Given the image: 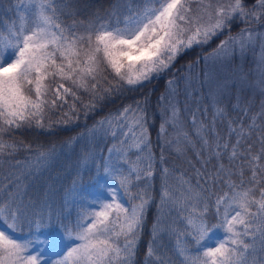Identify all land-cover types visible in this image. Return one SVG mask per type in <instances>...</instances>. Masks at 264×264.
<instances>
[{"label":"snow or ice","instance_id":"1","mask_svg":"<svg viewBox=\"0 0 264 264\" xmlns=\"http://www.w3.org/2000/svg\"><path fill=\"white\" fill-rule=\"evenodd\" d=\"M14 7L18 23L10 21L6 34L0 31V264H136L155 200L157 163V219L143 264H264V101L249 114L241 95L255 86L264 94V82L251 85L241 67L231 66L237 53L242 57L257 42L264 52V0H142L114 25L110 18L119 3L103 13L92 10L87 20L77 19L81 9L67 0H14ZM194 48L204 54L177 66ZM162 76L169 79L156 105L158 161L149 133L150 97L144 96L88 129L89 142L102 133L113 143L102 163L87 150L80 157L78 166L91 160L104 183L102 194L81 206L74 221L55 206L50 191L28 194L56 148H37L34 156L14 160L21 151L33 152L30 143L15 139L17 132L54 131V125L79 120L81 111L87 117L101 101L124 97ZM181 86L191 133L181 118ZM234 86L238 119L229 118L224 104ZM205 87L210 123L200 118L207 108L201 113L187 107L194 96L203 98ZM217 121L227 122V137L217 131ZM165 146L178 157L191 148L201 167L193 166L191 176L177 175L175 166H167ZM213 159L217 165L210 170ZM165 213H175L167 225ZM217 231L222 235L214 236ZM164 234L175 238L172 249L163 243Z\"/></svg>","mask_w":264,"mask_h":264},{"label":"rangeland","instance_id":"2","mask_svg":"<svg viewBox=\"0 0 264 264\" xmlns=\"http://www.w3.org/2000/svg\"><path fill=\"white\" fill-rule=\"evenodd\" d=\"M67 2L74 4L76 7L81 9L80 14L78 15L77 19L79 20H87L88 13H90L92 10L99 8L101 12L105 9H107L110 5L114 3H119L120 7L117 10L116 15L111 16L110 21L114 25L117 23L118 20H122L123 16L130 10L135 9L138 7L142 0H114L112 3L107 6L106 8L98 7V4H93L94 0H67ZM87 6V7H85ZM65 22L71 23V19L67 16L64 17ZM16 20L18 23V17L16 13V9L14 7V0H0V31H4L6 34V25L10 22ZM233 31H238V28L234 27ZM219 42V40H215L213 47L216 46V44ZM262 56H264V52L261 50L260 43L257 42L254 47H250L246 53L241 57L238 53L234 57L232 62V67H241L243 72L247 76V81L251 85H259L261 82H264V62H262ZM203 65H201L202 67ZM207 92L208 89L205 87L203 89V98L199 99L197 101L196 97L192 100L187 101V107L189 111H194L197 107L201 109V113L203 112L204 108L208 109L207 116L201 115L200 118L204 119L206 122H211L212 119V106L211 101L207 98ZM165 93V91H164ZM163 93V94H164ZM242 95V103L247 102L249 103V106L251 108V113L258 112L260 109L261 102L264 101V94H262L261 89L259 86L255 87H245ZM235 86L233 87V91L231 95L224 97V104L227 107L228 116L230 119H238L242 118V115L240 112H238L236 109L233 108V104L235 103ZM179 100V107L181 108V118L184 121V125L187 131L190 133L192 132L191 129V116L188 112L184 111L185 108V95L183 92V86H181V92L180 95L177 97ZM159 125L161 123V116L159 113ZM247 123V120L245 119V124ZM158 125V129H159ZM217 131L222 135L227 137V122H220L217 121L216 124ZM171 132V129H169ZM158 132V130H157ZM157 136V135H156ZM234 139V138H233ZM113 141L111 137H104V135L98 134L95 139L91 140L89 142V137L86 139L85 145H84V151L87 150L91 152L95 158L96 163H102V159L108 156V148L111 147ZM158 147L157 148V156H160L161 146L160 142L157 139V142H155ZM90 149V150H88ZM165 157H166V163L167 166L176 167V174L179 175L181 172H184L186 175L191 176L193 172V166L196 168L201 167L200 162L197 160L195 153L191 148H188L185 152V155L182 157H178L177 153L174 149L165 146L164 147ZM135 159V157H132ZM188 161H191V164L188 163ZM226 166L228 165V158L225 156L222 161ZM217 165V161L213 159L208 165V169H213ZM87 176L86 182L84 181V187L77 186L75 190L71 191L70 194H68V209H72L73 213H71V220L76 219L77 212L80 210L81 206L87 208L92 200L97 197L98 195L102 194V189L100 185L104 183V179L102 175H97L96 165L92 163L90 160V164H87ZM160 168V165H159ZM92 173V176H88V174ZM160 179V178H159ZM174 183V180L171 181ZM141 185H143L144 181L139 182ZM159 182V187H160ZM193 183H195V179H193ZM136 188L134 187L133 191H135ZM216 191L220 190V185L216 186ZM160 191V190H159ZM106 197V193L104 194ZM121 199L127 203V199L123 197L121 194ZM175 216V213H172L171 216H169L167 213H165V216L162 218V221L165 225L171 223L172 217ZM157 219V212L154 215L153 223ZM179 227H182V223L178 224ZM222 233L217 231L214 233V236L219 237ZM151 236V235H150ZM163 243L167 246L168 249H172L175 245V238H170L167 234H164L162 237ZM171 254V253H170Z\"/></svg>","mask_w":264,"mask_h":264},{"label":"trees","instance_id":"3","mask_svg":"<svg viewBox=\"0 0 264 264\" xmlns=\"http://www.w3.org/2000/svg\"><path fill=\"white\" fill-rule=\"evenodd\" d=\"M112 1L114 0H94L93 4H98V7L106 8L112 3ZM214 42L215 41L207 46L208 51H211V49L214 48ZM202 54L204 53L201 49L194 48L178 61L177 66L184 64ZM168 79V76H162L157 80H153L150 84H147L138 91L126 93L124 97H113L109 100L101 101L95 111L89 112L87 117H85L84 113L81 111L79 114V120L67 125H54V131L49 132L33 128L31 130L17 132L15 134V139L24 140L26 143H30L33 146V152L28 153L21 151L13 158L14 160H24L30 155L34 156L37 148L42 150H48L53 146L56 148L55 158L49 163L48 168L30 184L27 189L28 194L39 196L46 191H50L55 206L61 208L64 211L65 216L71 220V213H73V210L68 209L69 202L65 204V199L73 190V181H75V188L77 186L81 188L84 187V181L86 182L85 177L87 176L88 171H90L87 170V166L82 164L78 166V161L84 153V145L86 139L88 138V129L92 128L98 120L102 119L110 112H115L123 104L131 103L133 99H139L144 96L150 97L149 116L154 117V119L149 121L151 125L149 133L153 145V152L156 155V147H158V145L155 142H157L156 135L159 125V111L156 109V105L158 99L166 89V81ZM69 100H71V98H69ZM85 102H87V97H85ZM58 115V112L53 114L52 119L55 120ZM81 134H84L83 137L71 147L67 145L66 142L71 137H77ZM156 157L158 161L159 156L156 155ZM88 164H90V161ZM88 176H92V173L88 174ZM159 182V163H157L156 175L153 179V194L155 196V200L147 210L142 236L138 244L136 264H143L146 246L151 239L150 235L153 219L157 212V205L159 203ZM65 222H67V220H65Z\"/></svg>","mask_w":264,"mask_h":264}]
</instances>
